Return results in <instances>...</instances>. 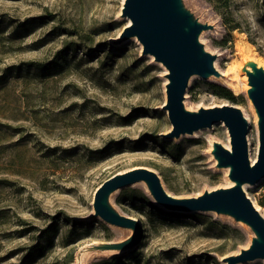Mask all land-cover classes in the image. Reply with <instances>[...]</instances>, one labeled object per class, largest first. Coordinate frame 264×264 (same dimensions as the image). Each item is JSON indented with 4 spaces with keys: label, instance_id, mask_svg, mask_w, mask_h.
Returning a JSON list of instances; mask_svg holds the SVG:
<instances>
[{
    "label": "rangeland",
    "instance_id": "1",
    "mask_svg": "<svg viewBox=\"0 0 264 264\" xmlns=\"http://www.w3.org/2000/svg\"><path fill=\"white\" fill-rule=\"evenodd\" d=\"M124 3L0 0V264H264L230 262L258 239L245 222L223 211L167 210L143 180L105 195L106 210L123 222L96 212L100 185L140 168L180 200L234 186L215 151L230 142L223 122L168 136V71L125 37ZM176 5L201 25L198 43L215 58V74L189 81L185 111L239 110L256 161L259 117L246 73L249 58L264 66V0ZM27 62L54 65L43 72ZM227 83L237 86L233 101L212 88ZM246 196L264 215V178ZM51 226L52 246L28 263Z\"/></svg>",
    "mask_w": 264,
    "mask_h": 264
},
{
    "label": "water",
    "instance_id": "2",
    "mask_svg": "<svg viewBox=\"0 0 264 264\" xmlns=\"http://www.w3.org/2000/svg\"><path fill=\"white\" fill-rule=\"evenodd\" d=\"M176 2L177 0H125L123 15L130 22L125 37L135 36L143 47V53L154 56L155 61L161 62L168 71L165 109L172 125L169 137L209 128L215 122L224 123L230 136L231 152L217 145V158L221 166L230 167V180L235 181L236 185L198 198L180 200L163 189L155 172L140 168L104 181L95 194L94 208L108 222L120 224L124 219L106 210L105 195L143 180L149 184L155 202L167 210L223 211L249 225L258 239L248 250L231 258L230 262L264 259V218L239 186L241 183L255 184L264 178V72L256 71L254 75L247 73L251 86L249 98L259 117V151L255 164L250 166L246 144L247 122L239 110L223 106L189 113L183 107L182 100L188 88L189 77L215 74L212 66L215 58L205 53L197 42L201 25L192 23L178 9ZM128 221L137 232L139 225L130 219Z\"/></svg>",
    "mask_w": 264,
    "mask_h": 264
},
{
    "label": "trees",
    "instance_id": "3",
    "mask_svg": "<svg viewBox=\"0 0 264 264\" xmlns=\"http://www.w3.org/2000/svg\"><path fill=\"white\" fill-rule=\"evenodd\" d=\"M54 62L51 63H37V62H27L25 63V65L29 68L32 67L36 70L39 71H50L53 67ZM212 88L216 89V91H218V93H220L223 97L233 101L234 100V95L232 94L231 90L223 85L220 84H214L212 85ZM109 147H105L104 150L108 149ZM97 152H101V151H97ZM56 231L55 226H51L49 229L47 230H43L41 232V234L44 236V244L39 243L34 245L32 248H30L27 251V254L25 255L24 258H27L28 263H32L33 260H35V255L37 254H41L43 253L44 249L49 248L52 246L53 243V233ZM68 263L66 264H70L72 262V260H68Z\"/></svg>",
    "mask_w": 264,
    "mask_h": 264
},
{
    "label": "bare ground",
    "instance_id": "4",
    "mask_svg": "<svg viewBox=\"0 0 264 264\" xmlns=\"http://www.w3.org/2000/svg\"><path fill=\"white\" fill-rule=\"evenodd\" d=\"M130 24V23H129ZM128 25V24H127ZM198 37H199V35H197V42H198ZM134 38H135V36H134ZM147 55H149V54H147ZM149 56H151V58L153 59V60H155L154 59V56H152V55H149ZM157 63H160V64H162L161 62H157ZM247 63H248V69H247V73H251V74H255L256 73V71H262V72H264V66H263V64H261L258 60H251V58H249L248 60H247ZM212 66H213V68L215 69V62L213 61L212 62ZM164 67V66H163ZM165 68V67H164ZM166 70V69H165ZM255 70V71H254ZM167 71V70H166ZM247 73H246V77H247V79L249 80V77H248V75H247ZM193 76H197V75H191L190 77H189V80H188V83H189V81L191 80V78L193 77ZM237 77H239V76H237ZM236 77V78H237ZM241 77V76H240ZM244 78V77H243ZM237 80H238V78H237ZM241 80H242V77H241ZM239 81V80H238ZM238 84V83H237ZM188 86V85H187ZM226 86L229 88V89H231V90H233L234 92V94H237V86L235 87L233 84H231V83H227L226 84ZM200 130H202V129H198V130H196V131H193L192 133H194V132H197V131H200ZM184 134H186V133H184ZM229 143L230 142H228V144L226 145V149L229 151V152H231V145H229ZM216 151V150H215ZM255 159H253V158H251L250 160H249V163H250V166H253L254 164H255ZM230 168V167H229ZM230 172V171H229ZM233 184H234V186L236 185V182L234 181L233 182ZM240 188H241V190L246 194V191H247V188L250 186V184L249 183H241L240 185ZM248 197V196H247ZM252 202V204H253V206L255 207V209H256V211L262 216V218H264V215L260 212V210H259V208H258V206H256L255 204H254V202L253 201H251Z\"/></svg>",
    "mask_w": 264,
    "mask_h": 264
}]
</instances>
